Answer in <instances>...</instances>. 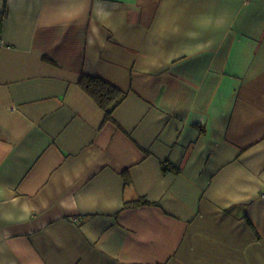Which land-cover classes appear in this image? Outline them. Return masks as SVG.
Masks as SVG:
<instances>
[{"label":"crops","instance_id":"0c3cea01","mask_svg":"<svg viewBox=\"0 0 264 264\" xmlns=\"http://www.w3.org/2000/svg\"><path fill=\"white\" fill-rule=\"evenodd\" d=\"M0 39V264H264V0H0Z\"/></svg>","mask_w":264,"mask_h":264},{"label":"trees","instance_id":"16d2710c","mask_svg":"<svg viewBox=\"0 0 264 264\" xmlns=\"http://www.w3.org/2000/svg\"><path fill=\"white\" fill-rule=\"evenodd\" d=\"M80 85L89 95L98 103L106 114L105 120L111 117V112L118 106L123 98L124 94L121 89L111 85L105 79L95 76H81ZM163 168L167 170L166 164ZM146 203L144 200H135L130 204H143Z\"/></svg>","mask_w":264,"mask_h":264},{"label":"built area","instance_id":"2783aa9c","mask_svg":"<svg viewBox=\"0 0 264 264\" xmlns=\"http://www.w3.org/2000/svg\"><path fill=\"white\" fill-rule=\"evenodd\" d=\"M2 40L0 39V42H1Z\"/></svg>","mask_w":264,"mask_h":264}]
</instances>
